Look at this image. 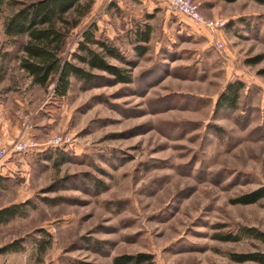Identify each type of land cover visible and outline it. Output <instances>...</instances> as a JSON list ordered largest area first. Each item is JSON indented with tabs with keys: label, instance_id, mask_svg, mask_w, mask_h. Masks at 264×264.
I'll return each instance as SVG.
<instances>
[{
	"label": "rangeland",
	"instance_id": "374dc122",
	"mask_svg": "<svg viewBox=\"0 0 264 264\" xmlns=\"http://www.w3.org/2000/svg\"><path fill=\"white\" fill-rule=\"evenodd\" d=\"M24 1L5 0L0 12V99L19 130L32 124L37 146L0 163V207L29 201L24 215L0 223V244L23 237L22 249L0 252V264H113L138 252L151 255L142 264H264L229 256L264 253V238L216 236L244 225L264 232V196L233 201L264 187V3L195 0L205 15L227 20L211 32L163 0H92L69 47L94 23L132 60L107 57L130 67L132 80L93 69L97 77L72 76L56 97L53 83L31 82L4 33ZM147 23L142 44L135 33ZM235 80L243 82L236 106L217 105ZM63 131L72 143L48 144Z\"/></svg>",
	"mask_w": 264,
	"mask_h": 264
},
{
	"label": "trees",
	"instance_id": "16d2710c",
	"mask_svg": "<svg viewBox=\"0 0 264 264\" xmlns=\"http://www.w3.org/2000/svg\"><path fill=\"white\" fill-rule=\"evenodd\" d=\"M234 1V0H226ZM264 3V0H255ZM5 0H0V12ZM92 0H29L21 2L4 20V33L13 37L18 51V65L31 78V82L47 88L53 83V95L63 97L68 92L71 77L90 81L98 76L93 69L103 70L111 74L115 82H130L131 68L111 63L107 57L119 59L128 65L132 60L120 53L118 48L95 33V24L90 23L82 28L76 45L70 49V37L73 29L79 26L82 18L89 12ZM150 24L136 30L137 42L145 44L150 38ZM23 36H25L23 38ZM145 52V45L138 46ZM0 65V71H1ZM1 78V76H0ZM243 82H228L219 94L216 104L235 107ZM264 196V187L243 193L234 202L250 203ZM28 200L3 205L0 207V223H6L15 216L26 213ZM240 233L264 238V232L253 226H242L237 233H216L223 240H237ZM23 237H15L0 244V252L18 251L23 248ZM230 258L237 261L256 260L264 263V253L259 251L229 252ZM151 255L145 252L121 253L115 255L113 264H142L149 261Z\"/></svg>",
	"mask_w": 264,
	"mask_h": 264
},
{
	"label": "built area",
	"instance_id": "2783aa9c",
	"mask_svg": "<svg viewBox=\"0 0 264 264\" xmlns=\"http://www.w3.org/2000/svg\"><path fill=\"white\" fill-rule=\"evenodd\" d=\"M118 2L120 0H108ZM172 10L179 11L190 18L193 25L197 28H205L211 32L222 29L226 26L227 20L218 16H207L203 13L199 4L195 0H165ZM218 45L223 46L221 40ZM32 124L26 121L19 130L15 140L8 146H0V163L10 153L27 152L37 146V141L31 134ZM73 135L68 131L55 133L48 138L47 142L51 145H68L72 143Z\"/></svg>",
	"mask_w": 264,
	"mask_h": 264
},
{
	"label": "crops",
	"instance_id": "0c3cea01",
	"mask_svg": "<svg viewBox=\"0 0 264 264\" xmlns=\"http://www.w3.org/2000/svg\"><path fill=\"white\" fill-rule=\"evenodd\" d=\"M156 1L160 2L162 0H156ZM172 11L175 12L174 10ZM178 12L179 11H176L175 13H178ZM187 18L190 20L189 17ZM190 23L191 25L193 24L191 20H190ZM1 99H0V145H6V144L11 143L14 136L18 133V130H19L18 128L20 124L18 122L19 120H15V119L14 121L11 120V118H13L14 116L13 111L11 110V104L1 101ZM13 109H14V105H13Z\"/></svg>",
	"mask_w": 264,
	"mask_h": 264
}]
</instances>
